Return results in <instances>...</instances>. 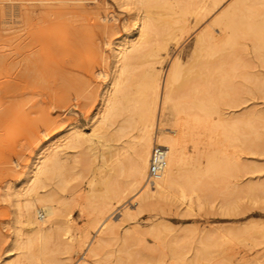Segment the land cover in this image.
<instances>
[{"label": "rangeland", "instance_id": "obj_1", "mask_svg": "<svg viewBox=\"0 0 264 264\" xmlns=\"http://www.w3.org/2000/svg\"><path fill=\"white\" fill-rule=\"evenodd\" d=\"M151 1L154 6L148 8L138 2L128 5L124 0H0V58H6V66L0 67V264L14 232L16 206L13 200L15 192L23 191L24 188L19 185L20 178L28 170L38 147L49 138L55 137L58 141L57 138H62L64 131L69 129L82 131L92 141L87 140L75 148L65 149L69 157L66 162L69 172L66 178H69V185L68 190L63 193L66 199L61 205L63 212L71 214L76 228L82 230L86 227L92 236L95 229L90 226L89 221L93 215L97 216L98 211L108 204H114L109 212L112 224L110 233H107L109 241L106 240L101 253L92 258L86 247L81 248L72 256L70 264L76 263L78 259L76 264L86 260L87 264H105L106 260V264H188L195 259L196 251L202 248L205 241L215 244L214 248L212 247L213 253L211 252L213 256L210 254L209 259L196 260L195 264H264V62L261 53H254L257 51L255 42L247 34L245 21L242 19V13L248 15L249 12L244 10L237 13L234 29L222 31L223 25L216 19L234 0H226L221 7L198 20L196 8L189 0L175 2L176 6L173 5L172 8L176 13L172 8L167 9L158 4V0ZM58 3H61V10L66 12L62 16V21L66 23L68 17H71V14H67L70 4L87 11L86 20L73 23L89 27L81 38L76 39L77 42L72 47L66 38L69 29L67 32L63 24V30L55 28L57 25L54 28L52 26V17L55 16L50 17L49 13L52 15L53 11H56L52 5ZM28 7L34 9L30 10ZM28 9L30 14L27 13ZM251 17V22L257 21V16ZM143 21L152 25L145 29V37L140 39L137 53L133 51L130 54L134 58L133 65L124 84L129 102L125 104L121 101V106H124L121 109L139 103L137 82L142 72L155 67L164 75L174 59L179 58L182 64L180 83H184V88H187L185 90L194 95L193 98L204 94L206 98L207 94L206 99L210 97L209 100L214 101V108L223 114L224 120L228 119L227 121L233 124L235 136L239 138L237 137V141H231V146H228V161L232 167L229 162H225L224 165L227 166L221 167L216 174H210L214 175L211 179L208 175L205 179L209 183H204L205 188L195 187L192 191L188 190L185 199H179V192H176V197H172L169 203L152 206L134 217H129L124 215V211L130 208L131 212L136 213L137 205L133 198L128 196L118 202L114 196L115 191L123 190L124 185H127V175H117L119 177L116 178L112 169L119 151L132 153L133 150L129 146L138 135L137 128L139 129L140 125L134 112L127 113V109L121 112L119 109L117 113L121 115L116 113L119 117L114 116L113 124L111 121V125L98 129L94 136L93 127L100 117L102 95L106 90L107 81L115 69L116 50L122 47L119 43L123 42V39H129L136 32L137 25ZM211 23L214 34L220 39L215 43V47L212 46L214 48L206 49L208 52L201 50V53L198 52V56H195L193 52L197 35ZM99 24H107L111 29L102 30ZM33 31L40 38L44 37L41 42L39 38L36 43L39 62L43 65L38 63L43 69L40 72L37 68L33 70L32 65L30 71H25L24 64L20 61L23 58L21 50H24L20 46L24 42H33ZM231 34L234 36L233 40L226 41L225 38ZM48 36L55 37V47L49 45ZM128 45L129 43H126L125 46ZM31 47L32 45L27 47L24 52L33 58L29 51ZM6 85H10L8 91H5ZM257 87L262 90L259 91ZM78 88H82L80 92ZM66 89L69 92H66ZM63 91L67 93V97L60 100ZM213 97L215 99H212ZM170 110L171 108H168V112L157 114L160 119V133L173 134L172 122L175 123L176 116L173 110L169 113ZM130 113L133 114L132 120ZM127 117L128 119H125ZM132 121L136 122V125H133L135 123ZM124 123L132 129L127 128ZM119 127L124 131H119L122 137L117 134ZM112 132L119 135H116L115 141L112 136L107 140V136ZM104 133L109 135L104 136ZM186 145L190 154L196 155L194 143L188 141ZM113 153H116V156ZM39 191L42 193L44 189ZM231 191H237L234 194L237 204L230 207L225 205V201L230 199L228 196ZM32 194L34 193L30 196ZM27 198L25 194L19 195V205L22 206ZM42 213L41 211L38 214L40 222L47 218ZM21 228V232L25 234L28 227L22 225ZM55 242H51V247V244L47 245L54 256L50 255L47 249L46 253L50 254H45L46 258L63 255V250L61 251V247ZM37 247L34 246L32 251L37 253ZM58 252L62 253L58 255ZM13 253L11 264H53L38 254L37 257L30 258L23 257L20 250ZM136 260L141 262L137 263Z\"/></svg>", "mask_w": 264, "mask_h": 264}, {"label": "bare ground", "instance_id": "obj_2", "mask_svg": "<svg viewBox=\"0 0 264 264\" xmlns=\"http://www.w3.org/2000/svg\"><path fill=\"white\" fill-rule=\"evenodd\" d=\"M150 1L149 0H124V3L130 5V4H135L136 2H138L141 5H144L145 7L151 8L154 6V3ZM177 1L178 0H174L173 2H170L167 0H158L157 3L159 2L158 4L168 9V8H172L173 5L176 6L175 2ZM180 1L181 0H179L178 2ZM189 1H191L192 5L194 4L196 8L195 9L197 13L196 19L198 20L200 18L206 17L209 13H211L214 9L218 8L219 6L221 7L222 3H224L226 0H189ZM60 6H61V3L52 5V7L56 8V11L54 10L55 13L53 11L52 15L51 13H49L50 17L55 16V17H52L54 18V21H53L54 25L52 24L51 25L53 26V28L57 25L55 28H57L58 30H61V29L63 30L64 27L63 28L61 27V25L63 24L66 27V31L67 29H69V32L67 31L68 33L66 32L65 33L67 34L66 38H68L69 40L68 44L72 47L73 44L77 42L76 39L80 37L81 35H83L85 30H87V28L89 27L88 25H85V24H82V25L75 24L74 25L73 23L78 20H86L87 16H85V13L87 11H85L84 8H78L76 5L70 4L69 11L67 14H71V17H68V23H66L62 21V16L66 12L64 10H61ZM29 9L33 10L34 8L32 9L31 7ZM29 9L27 12L28 14H30ZM42 10L44 9L42 8ZM172 10L174 11L175 9L172 8ZM244 10H247L249 12L247 13L248 15H246V13L245 15L242 13L243 15L242 19L243 21H245V25L248 30L247 34H249L255 42V49L257 51H255L254 53L256 52L258 54L261 53L263 57L262 62H264L263 61L264 60V0H234L232 3H230L225 8V10H223V12L220 13L216 21H219L223 25L222 31H225L226 29H229L231 31L234 29L235 24H237L235 23V17L238 16L237 13L243 12ZM175 13H176V10H175ZM249 16L250 17L257 16V19H256L257 21L254 23L251 22L250 20H252L253 18L251 17L250 19ZM50 17L49 16L47 17L48 20ZM145 24H146L145 21L140 22V24L137 25L136 32L129 39H123V42L119 43V46H122V47L116 50V53H115V61H114L115 69H114L112 76L108 79L107 84H106V90L102 95V107L99 111L100 117L96 120V124L93 127V130H94L93 136L96 135V132L98 129L111 125L110 124L111 121L113 124V121H114L112 120L113 118H115L116 116L119 117L118 115H116V113L119 112L120 111L119 109H121V107L123 106V105L121 106L122 104L121 101H124L125 104H128L129 102V99L126 96V91H125L126 86L124 87V84L126 81L125 79H127L126 76L127 74L129 75V72L133 65L132 61L134 58L130 54L133 51H136L135 53H137V51L139 50L140 48L139 46L141 44L140 39L145 37L144 31L147 27L149 28V25L151 23H149V25L147 24L145 25ZM99 27L102 28V30L111 29L110 26L107 24L106 25L99 24ZM213 30L214 29H212V23H211V25L209 24L208 26H205L204 29L200 31L201 33L200 32L198 33L196 42L194 45V52H193L195 53V56L196 55L198 56V52H200L201 50L205 49V51H207L206 49H212L216 46L215 43L220 39V37L218 38L216 34H214ZM31 34L34 35L32 37L33 42L29 41V43L31 44H28V42H24L20 47L25 50L27 47H30V45H32L31 50L29 51L32 54L33 58H30L31 56L28 57L29 55L28 54L26 55L24 50H21L20 48V50L23 51V54H22L23 58L20 59V61L24 64L25 71H28V70L30 71V68L32 65L33 70L37 68L38 71L40 72V70L42 71L43 69L41 68L42 64L39 62L40 57L37 54L38 50L36 48L37 46L36 43L38 42L40 36L38 34H35V32ZM232 37L234 38L233 34H231V36H228V38H225V39L226 41H230V40H233ZM41 38H44V37H41ZM41 38L39 40L40 42H41ZM47 38H49L50 40L49 45H52L53 47H55V41H56V40L54 41L55 37L51 36L50 38L48 36ZM43 40L46 41V39H43ZM222 40H220V42ZM127 41H130V42H127ZM42 43H44V41H42ZM126 43H129L128 47L125 46ZM80 46L82 45L80 44ZM259 56L261 57V55ZM5 59H6L5 57L0 58L1 68L6 66L4 65ZM221 60L220 61L218 60V61L221 62ZM234 60H236V58ZM38 63H40L41 65L39 66ZM209 63L210 62H208V64ZM261 65L263 66V64ZM181 66L182 64L179 58H176L174 59L170 68L168 69V71H166L164 75H162L161 72L155 67H150L149 69L145 70V72H142L143 74L142 76H140L137 82L139 86L138 94L140 95V99H139L140 101L138 100L139 103L131 107L125 105L126 108L121 109V112L126 111V109L129 110L127 111V113L134 112L133 114H135L136 120L138 121V124L140 125L139 129L137 128V130L139 131L138 135L136 136L132 145L130 144L131 146H129L133 150L132 153L127 152L125 154L124 152L120 153L119 151L117 153L119 155H117L118 157H116L117 158L116 163L112 169L114 173L116 174L114 175L116 178L119 177L117 175H124V174L127 175L126 176L127 178H125L127 179L125 183L127 185L126 186L124 185L125 188L122 187V189L123 188L124 189L121 190L118 186L117 189L119 188L120 190L118 189L119 190L118 192L117 191L114 192V196L118 199L117 201L122 202L123 200L128 198V196H130L131 198H133L134 200L133 202L137 205V207L135 208L136 213L131 212L130 208H128L124 211L125 216L134 217L135 215H138L142 213L143 211L148 210L152 206L167 204L170 201H172V197H174V194H176V192L177 193L179 192L178 193L179 199H185L187 197L188 190L192 191L193 188L195 187H199V189H201V187L205 188L204 185L206 186V184L209 183V181L205 179L208 175L211 179L212 178L211 176H214V175L210 176V174H213L215 172L217 173L219 172V170H221V167L227 166V165H224L225 162H229L230 164V161H228L229 155H230L228 151V148H229L228 146L229 145L231 146V143L233 142V140L237 141V137L239 138V136H235L236 132L233 129L234 127L232 126L233 124H230V122L227 121L228 119L224 120L223 114L218 109L214 108L215 107L213 104L214 101H210L209 100L210 97L206 99L207 94H206V98L204 97L205 94L203 96L201 95L199 96L197 94V96L199 97L193 98L195 96L189 93L187 90H185L187 88H184L183 86L184 83L183 85L180 83ZM214 70L216 71V68H214ZM252 78L255 79V77H252ZM262 78L264 79V75ZM261 82L260 84L262 85ZM197 84H199V82ZM71 87L74 88L73 85ZM9 88H10V85H6L5 91H8ZM195 88L197 89V87ZM81 89H79V92ZM205 89L207 90V88ZM260 90L262 89H259V91ZM189 91H190V88H189ZM66 92H69V90ZM66 92L63 91V93L59 97L60 100H63L65 99V97H67ZM210 94L212 95V93ZM211 95H208V96H211ZM212 99H215V97H213ZM168 108H171V110L175 112V116H176L175 123L172 122L174 124L173 130H172L173 134H164V133L158 132V129H160L159 127L160 119L157 118V114H159L160 112L162 113L163 111L166 112ZM171 110L169 111V113L171 112ZM133 114L130 113L131 120L133 118L132 116ZM234 115L235 114H233V116ZM239 118L241 120L242 117L240 116ZM125 119H128V117ZM235 120L237 121V119ZM236 121L234 122L235 124H237ZM132 122L135 123L133 125H136V122L134 121ZM126 124L125 126L129 128L130 126L128 127V124L127 125ZM119 131L120 132L122 131V133L124 132L122 127L121 129L119 127V130L117 132V134H120L121 136L122 133H119ZM64 133L65 135H63L62 138L61 137H59V139L57 138L58 141H56L55 137L49 138L46 142L42 143L38 147V150L35 153V156L33 157V159L31 160L29 164L28 170L25 172L24 176L20 178L19 180V185L24 186V188H23V191L15 192V197L13 200V204L16 206V211L14 214L15 215L14 216V225H15L14 232H13L12 240L10 241V244L5 252V256L2 260V264H11L10 260L14 256L13 252L15 250H20V252H22L21 255L23 257L25 256V257L32 258L33 256L37 257L36 254H38L39 256H41V258L45 259L47 257L45 256V254L49 255L51 253L50 252L51 250L48 249L49 247L47 245L48 244L50 245L51 242L54 243L55 241L57 242V245L61 247V251L63 250V255L64 254L66 255L65 257H62L63 255H61V257L58 256L57 258H55L56 257L55 255V257L50 256L51 258H46V261L48 260L49 262H52L53 264H70L72 260V256L78 253L79 250L84 247H86V250L89 256L94 258L101 253L102 249L105 246L107 236L109 235V234L107 235V233L110 231L111 225H112L110 222L109 212L112 210V207L114 204H108L107 206L103 207L101 211L100 210L98 211L99 213H97L98 214L97 216L95 215L94 217L93 215L91 221H89L90 226L95 229V234L92 236H90L91 231L88 228L85 227V229L83 228L82 230L76 228L73 225L71 214L65 211L64 213L63 212L64 209L61 208L62 207L61 205L66 201L63 193L64 191L68 190L67 188L69 185L68 184L69 178L68 179L66 178V174L67 173L69 174L67 170L68 169L67 164H66L69 157L67 156V151L65 149L67 147L75 148L78 144L81 145L83 144L84 141H87V140L92 141V139L90 137L87 138L82 131L69 129V130L64 131ZM100 135H102V133H100ZM107 135H105L104 133V136H107ZM116 135L115 133L112 132L110 136H107V140L109 137L112 136L113 138L112 137L111 138L115 141L117 139V136H119V135L117 136ZM104 136H101V137H104ZM188 141H192L194 143L196 155L190 154V152L187 150L186 143ZM156 145L165 147L166 151H165V157H164V167H163L161 176L155 180L153 185L150 186V184L148 183L149 166L151 162L152 151ZM115 154L113 153V155ZM230 166L232 167V164H230ZM116 178L114 181H116ZM39 189H44V191L41 193ZM236 192L237 191H231V193H229L228 197H230V199L228 198V201H225L226 206L231 207L237 204V201L234 198V194H236ZM31 193H34V194L30 196ZM21 194H25L26 196H28L27 199H24L25 201L22 206L21 204L19 205V195ZM200 199L202 200L201 197ZM65 209H67V207ZM41 211L43 212L42 214H45L47 216L46 220H44L43 222H40V220H38V214ZM22 225H25L26 227H28L26 229L27 231L25 234L21 232ZM154 226H156V224H154ZM107 241H109V239ZM211 242L212 241H205L202 248L196 251V255H194L195 259L191 261L192 263L188 262V264H195L196 260H200V259L204 260L205 258L207 259L208 257H210L213 253L212 247L215 245V244L212 245ZM57 245L55 244V246ZM34 246H38L36 248L37 250L35 249L37 253L32 251ZM51 246L52 244L50 245V247ZM47 249L50 253H46ZM58 249L60 251V248ZM60 253L58 255H60ZM120 253H121V250H120ZM50 255H53V254L51 253ZM78 261L79 259L77 260V262ZM136 261L137 263H139L140 260L139 261L136 260ZM38 262H39V259H38ZM122 262H125V261H122ZM78 264H87V260L84 262L82 261Z\"/></svg>", "mask_w": 264, "mask_h": 264}, {"label": "built area", "instance_id": "obj_3", "mask_svg": "<svg viewBox=\"0 0 264 264\" xmlns=\"http://www.w3.org/2000/svg\"><path fill=\"white\" fill-rule=\"evenodd\" d=\"M165 147L156 145L152 151L149 166L148 183L153 185L155 180L161 176L164 167Z\"/></svg>", "mask_w": 264, "mask_h": 264}]
</instances>
